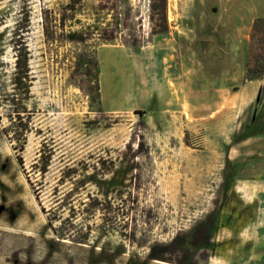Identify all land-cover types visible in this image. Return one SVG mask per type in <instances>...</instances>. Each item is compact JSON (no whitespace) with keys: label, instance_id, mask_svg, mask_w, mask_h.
<instances>
[{"label":"rangeland","instance_id":"obj_1","mask_svg":"<svg viewBox=\"0 0 264 264\" xmlns=\"http://www.w3.org/2000/svg\"><path fill=\"white\" fill-rule=\"evenodd\" d=\"M148 1L79 0L68 11L66 0H0V127L15 93V43L29 79L20 166L0 134V264H166L146 254H162L175 233L186 264H264L246 235H216L248 215L221 190L264 172L253 154H264L263 23L251 31L264 0H194L201 10L215 3L217 21L177 38L184 78H147L165 38L148 35ZM90 59L96 92L84 74ZM261 64L257 79L243 80L246 65ZM66 168L72 175L58 182ZM39 208L71 232L50 235ZM200 222L203 260L187 244Z\"/></svg>","mask_w":264,"mask_h":264},{"label":"trees","instance_id":"obj_2","mask_svg":"<svg viewBox=\"0 0 264 264\" xmlns=\"http://www.w3.org/2000/svg\"><path fill=\"white\" fill-rule=\"evenodd\" d=\"M79 0H66V3L64 4V9L68 11L74 10L75 6L78 4ZM165 0H149L148 1V22H149V28H148V35L163 33L167 29V24L165 20ZM264 25V17L262 18H255L252 21L251 24V31L257 32L259 31L258 25L262 24ZM261 32L264 33V28L261 29ZM115 36V30L114 27L110 29L106 35L101 36V39L103 40H112ZM68 37L69 39H74L76 41H79L81 38L79 35L69 33ZM18 38V36L16 37ZM130 45H134V43H130ZM14 57L12 61V71L9 77V86L11 88V91H14L15 93L11 95L9 99H7L8 103V109H6V114L4 115V121L5 125L0 127V134L6 139L7 143L10 144L9 148L13 152L14 155V161L18 166H20V159H19V153L22 150V146L24 144V134L27 132L28 129V115L22 105V100H25L27 97V88H28V70H27V64H26V52L23 46L21 44H14ZM89 68H84V74L86 76H92L93 80V90L96 92V82H95V76H94V61L92 59L89 60ZM263 68V65H259L256 67L255 70H252L251 68L247 67V65L244 68V75L243 80L250 81L257 79L258 75L261 73ZM14 96V97H13ZM135 114L140 115V112H135ZM26 116V117H24ZM141 146V145H140ZM48 157L44 159L42 162H40V166L37 169V172L42 174L45 170V167L47 166ZM65 173L60 176V178L57 179L59 182L60 180H66L69 178L70 175H72L73 171L70 168L65 169ZM25 182L27 183L30 194L32 195L33 199L36 201L37 196L34 190H32L30 183L25 179ZM61 183V182H60ZM67 211H70V206L66 207ZM39 212L44 216L45 219V225L47 230L49 231L50 235H64L65 232H71L73 229L71 224H67L66 227L61 229L60 231H57L59 229L60 222L56 223V225H53L52 222H55L59 218L56 219H48L45 215V212L43 209L39 208ZM71 212V211H70ZM207 221V219H206ZM205 222H200L197 224V226L194 228L193 232L191 233L187 244L192 250H198L200 251L198 255L200 257L205 258V250L204 247L208 244V230ZM184 240L182 237H180L177 233L174 234V236L161 248L164 250L162 254L154 255L151 252V248L148 250L146 254V259L148 260H154L166 264H186V258L184 256V249H182V244ZM203 250V251H202ZM204 252V253H203ZM179 256V257H177ZM188 264V263H187ZM193 264V263H189Z\"/></svg>","mask_w":264,"mask_h":264},{"label":"crops","instance_id":"obj_3","mask_svg":"<svg viewBox=\"0 0 264 264\" xmlns=\"http://www.w3.org/2000/svg\"><path fill=\"white\" fill-rule=\"evenodd\" d=\"M165 5L167 29L163 33L151 35L152 42L155 37H165L162 44L159 43L152 47V51L155 49L157 53L155 54L154 59H156L158 65L160 64L161 66L147 78H184L189 67L181 69L182 71H179L178 69V53L175 48L177 38L181 39V37L191 35L196 30L201 29L203 21L206 18H213L218 8L215 6V3L212 2L206 4L201 10L197 8L199 4L194 2V0H174L170 3L166 2ZM253 12L254 11L251 10V16ZM213 19L217 21V18ZM164 52L166 53L163 54ZM173 57H175V59H173ZM154 59L152 58L151 60L153 61ZM166 59L169 62L168 64L165 62ZM171 66H174V69L168 72V70L171 69ZM201 73L205 74L206 72ZM215 75L220 76V71H215ZM253 154L264 160V154H261V152L254 151ZM225 159L231 160L228 156H226ZM231 165L235 166V163ZM226 187L221 191L231 194L234 198L233 200L238 205V208H246L248 215L245 221H233L232 224L219 228L216 235H235L236 238L246 235L253 254L258 256L259 259L264 262V172L262 176H258L257 178L251 180L247 179L243 182H236L231 184L228 189H225ZM210 260L211 259L208 258V263Z\"/></svg>","mask_w":264,"mask_h":264}]
</instances>
